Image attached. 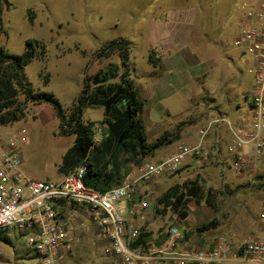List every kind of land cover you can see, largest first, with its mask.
<instances>
[{
	"label": "rangeland",
	"instance_id": "obj_1",
	"mask_svg": "<svg viewBox=\"0 0 264 264\" xmlns=\"http://www.w3.org/2000/svg\"><path fill=\"white\" fill-rule=\"evenodd\" d=\"M254 1L3 0L0 47L12 55H19L24 52L28 39L42 41L47 47V59L45 63L35 60L27 65L24 69L26 79L36 91L54 94L63 108L68 110L81 93L86 75L95 74L109 63L120 64L118 55L98 59L96 52L114 39L130 40L131 77L140 99L145 103L142 117L147 131V122H154L155 118L161 121L160 129L163 132L157 133L153 140L148 136L149 142H155L166 133L181 136L183 131L193 133L194 130L205 128L212 111H216L219 116L228 115L231 123L232 113L238 112L241 117L238 123H245L253 92L251 58L244 53L243 48L227 46L228 42L239 35L238 30L226 37L218 30H222L225 25L228 28L229 22L238 13L237 7L240 4ZM165 16H182V20L175 29L174 25H170L173 27L171 30V27L160 23ZM174 31L179 37L172 58L180 52L190 61L184 62L182 55L170 59L167 64L172 63L177 69L172 75H168H174L182 84L194 80L198 87L191 91H179L176 97L173 95L174 97H169L159 103L160 106H156L153 89L156 90L158 77L166 72L162 61L170 55L161 48H169L164 44L172 40ZM164 35H170V38L163 41ZM221 38H224V44L215 42ZM150 54L160 60L161 76L160 69L151 65ZM45 64L51 77L47 86L39 77ZM146 88L150 89L147 94ZM27 111L25 119L0 127V134L27 128L28 143L19 150L25 171L37 180L57 181L62 177L58 167L76 137L60 135V121L52 105H29ZM205 112L208 114L204 118ZM83 118L85 122L96 123L95 141L99 144L106 138L107 133L102 125L103 108H88L84 111ZM195 123L197 124L194 127ZM216 127L211 129L207 139ZM218 133L217 130L214 141ZM219 140L218 145L215 142L213 145L217 147L215 151L219 149L216 152L217 157L212 154L208 162L196 164L192 173L184 176V182L199 180L204 198L199 201L190 199L186 209L187 219H182L170 208L159 218V222L162 225L182 226L186 231L196 234L197 227L217 219L219 226L216 229L196 235L204 241L224 237L235 251L260 233L259 212L260 200L264 199V160L259 161L252 172L234 173L230 170L232 158H224L221 154L222 150L226 152L230 139H223L221 135ZM115 149L116 152L118 148ZM118 157L122 163L121 173L126 177H136L151 160L148 156L136 163L123 153ZM100 160L102 163L108 162L109 169L113 168L115 159L110 155H103ZM133 177L130 178L134 179ZM240 177H246V180L238 181ZM174 178L175 176L160 178L146 186L152 206L175 183ZM8 237V244H0L4 252V259L0 264H39L36 252L28 246L25 238L16 233ZM103 246L100 239L87 235L60 264H109L108 258L103 254Z\"/></svg>",
	"mask_w": 264,
	"mask_h": 264
},
{
	"label": "built area",
	"instance_id": "obj_2",
	"mask_svg": "<svg viewBox=\"0 0 264 264\" xmlns=\"http://www.w3.org/2000/svg\"><path fill=\"white\" fill-rule=\"evenodd\" d=\"M238 11L239 35L227 46L243 48L253 61L252 112L245 123L234 127L223 116L211 119L196 144H179L159 162L146 163L135 179L128 177L104 191L85 184L87 161L57 181L35 179L19 154L28 143L27 128L0 134V231L25 238L39 264H60L87 235L104 243L109 264H264V199L259 236L233 251L224 237L201 242L196 234L188 238L172 224L152 229L163 215H154L146 189L160 177L176 175L188 160L208 162L207 136L223 123L229 128L227 151L236 173L252 172L264 160V0L242 3ZM215 42L224 44L223 39Z\"/></svg>",
	"mask_w": 264,
	"mask_h": 264
},
{
	"label": "trees",
	"instance_id": "obj_3",
	"mask_svg": "<svg viewBox=\"0 0 264 264\" xmlns=\"http://www.w3.org/2000/svg\"><path fill=\"white\" fill-rule=\"evenodd\" d=\"M2 5L0 0V22L2 21ZM131 41L126 38L114 39L105 43L97 52L98 59L118 55L120 64L109 63L93 75H86L84 87L73 103L71 109H64L52 93L36 91L25 76L24 69L33 61L45 63L47 59L46 45L37 39H28L24 52L12 55L0 47V126L12 125L27 116L29 105L40 106L50 104L60 121L61 136H75L72 147L63 156L58 167L61 175H68L84 161L88 163L85 184L99 190L119 186L124 181L121 175V164L112 155L114 146L119 151L130 156L136 163L152 155L164 145L172 144L178 135L166 133L154 143H149L142 113L145 103L140 99L139 91L131 77L130 53ZM149 61L160 69L161 62L154 54ZM39 77L45 86L51 81L47 65H43ZM159 78V77H158ZM21 97L23 99L21 100ZM88 108H103L102 125L107 129L106 138L101 143L95 141V122L84 121V111ZM110 155L115 159L113 168L108 162L102 163L100 158ZM180 170L176 173L179 174ZM203 189L198 180L188 184L175 183L169 187L154 204V215H163L168 209H173L182 219H186L187 204L191 198L197 201L203 199ZM210 197V194H208ZM219 226V221L210 222L196 228V234H202ZM187 237L192 232L186 231ZM146 235H142L144 241ZM0 241L8 244L9 237L0 231ZM201 242H204L201 239Z\"/></svg>",
	"mask_w": 264,
	"mask_h": 264
},
{
	"label": "crops",
	"instance_id": "obj_4",
	"mask_svg": "<svg viewBox=\"0 0 264 264\" xmlns=\"http://www.w3.org/2000/svg\"><path fill=\"white\" fill-rule=\"evenodd\" d=\"M237 12L238 13H236V16L234 17V19L229 22L228 28L225 25L222 30H218V32H221V34L223 36L226 37V36H230L231 34L237 33V30H238L237 29V25H238L237 23L241 19V12L238 11V7H237ZM181 20H182V16H165L164 20L163 21H160V23H162V25L165 24L166 26H169V27H171L170 25H174V29H175V28H177V26H179ZM170 29L173 30V27H171ZM178 37H179L178 36V33L176 34L175 31H174L172 33V40H170V42H167V43L164 44L165 47H169V48H165V49L164 48H161V50L163 52H167L170 55H168V57H165L163 59L162 64L164 65L166 72L164 73V75H162V77H159L158 82H156L158 84V85H156V90L153 89L155 91L153 101L156 99V101H157L156 106H160L159 103H161L162 101H165L167 98L174 97L173 95H175V97H176L177 96V92H179V91L182 92V91H184L186 89L189 90V91H191V90L197 89V87H198V85H196V82L194 80H192V81L191 80H188L185 83H183L184 84L183 85L182 83H180V80L179 79L174 78V75L173 76L168 75L169 73L172 75V73L175 72L177 68H176V65H173L172 63L171 64L170 63L167 64V62L170 59L176 58L177 55H182L180 52H177L174 55V57L172 58L173 53H174L173 51L176 50L175 47H177V45H178ZM168 38H170V35H164V38H163L164 40L163 41L167 40ZM224 38H221V39H224ZM182 57L185 59L184 62L190 61V60H187V56L184 57L182 55ZM250 61H251V64L250 65H251V68H252V66H253V63L252 62L253 61H252V59ZM190 71H192V69ZM189 79H191V78H189ZM253 86H254V77H253ZM157 90H158V93H156ZM149 91H150V89L149 88H146L145 94H147V92L149 93ZM146 97H147V95H146ZM248 109H249L248 110V114H249L248 117H249L251 115V112H252L251 102L249 103ZM207 114L208 113L205 112L204 115H203V117L204 118L207 117ZM213 114H214V117H213ZM216 114H217L216 111H212L211 112V117H210L209 121L211 119H217V118H220L222 116L225 117V119H228L229 120L228 115L223 114L222 116H219L218 114L217 115ZM232 114H233V119H232L233 120L232 121L233 124L231 122L230 123L234 127H238V126L242 125L243 123L242 124H239L238 123L239 120L241 119L239 113L238 112H236V113L233 112ZM143 121H144V119H143ZM145 121L147 122V120H145ZM144 124H145V122H144ZM147 124H148V129H149V131H147V129H146L147 138H148V136H150L151 140H153V138H155V136L157 135V133L160 134L161 132H163L160 129L161 121L159 119L157 120L155 118L154 119V122H147ZM196 124L197 123L194 124V127L196 126ZM206 125L207 124H205V126ZM216 126H214L216 128L214 129L213 134H210V136L207 139V146L210 148V150L212 149L213 152L211 151V155L213 154V157H217L216 152H219V149L217 151H215V148H217V147H214L213 146L214 145V142L218 145L219 142H220L219 139H220L221 135L223 136V139H226L228 141L230 139L229 130L227 132L228 126L225 125V123H223L221 125L219 124V125H216ZM0 127H3V126H0ZM200 130H201V128L200 129H197V130H194L193 133H185V131H183L182 134H181V136L179 135L178 138H177V140L174 141L172 144L170 143V144L164 145L161 148H159L157 151H155L154 154L150 155L151 160L148 161V163H157V162H159L165 156L173 153L175 151L176 147L179 144H188V145H194V144H196L199 141V132H200ZM217 130L219 131V133L217 134L218 137L214 141V135H215V132H217ZM148 142H149V140H148ZM149 143H154V142H149ZM115 148H117V146H114L113 151H112V155L116 156L117 157V161L122 165V163L119 160L118 155L120 153H123V154H125V153L122 152V151H119V149L117 150L118 152L117 151L115 152V150H116ZM221 154L223 155L224 158L225 157L227 159H229V158L231 159L232 158V156L227 152V150H226V152H225V150H222V153ZM125 155H127V154H125ZM127 156H129V155H127ZM218 156H219V154H218ZM231 161H232V159H231ZM196 164H199V163H197V161H195L194 159L188 160L184 164V166L180 169L179 174L174 175L175 176V178H174L175 179L174 180L175 183H180V184H183V183L188 184L189 183L190 184L192 182H195L196 180H191L189 182H184L185 181L184 180V176H186L188 174H191L192 173V168L195 167V166H197ZM188 168H190V169H188ZM230 170L233 171L234 173H236L231 167H230ZM121 175H123V174L121 173ZM64 176L62 175V177H64ZM133 176L134 175H131V176H127L126 177L125 175H123V177L125 178L124 180L128 179V177L129 178L130 177L132 178ZM138 176H139V174L136 175V177H138ZM62 177H60V178H62ZM160 178H168V176H163V177H160ZM160 178H158V179H160ZM238 179H239L238 181L244 182L246 180V177H240ZM198 182H199V180H198ZM153 183H154V181L151 182V184H153ZM151 184H149V185H151ZM172 184H173V181H172ZM208 194H210V193H208ZM263 194H264V192H263ZM262 196H264V195H262ZM261 201H262V199L260 200V203H261ZM166 213H164L163 215H165ZM168 216H169V214H168ZM160 224H161V222H159V220H158L157 223H152L151 224V228L154 229V230H156L157 227ZM175 226H177V227L185 230L184 227H182V226H178V225H175ZM232 231H233V234H234V229H232ZM232 235H229V236L231 237Z\"/></svg>",
	"mask_w": 264,
	"mask_h": 264
}]
</instances>
